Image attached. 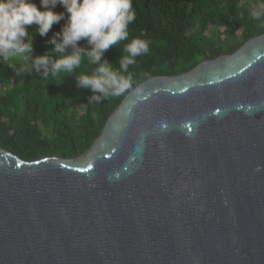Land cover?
<instances>
[{
  "label": "water",
  "instance_id": "1",
  "mask_svg": "<svg viewBox=\"0 0 264 264\" xmlns=\"http://www.w3.org/2000/svg\"><path fill=\"white\" fill-rule=\"evenodd\" d=\"M0 264H264V33L141 82L77 157L0 146Z\"/></svg>",
  "mask_w": 264,
  "mask_h": 264
},
{
  "label": "trees",
  "instance_id": "2",
  "mask_svg": "<svg viewBox=\"0 0 264 264\" xmlns=\"http://www.w3.org/2000/svg\"><path fill=\"white\" fill-rule=\"evenodd\" d=\"M132 2L136 18L129 25L128 40L110 47L104 58L119 70L118 60L127 43L133 38L150 42L149 52L129 66L133 88L152 76L184 72L203 60L232 53L251 37L264 33V0ZM55 11L63 8L58 6ZM253 11L261 16H253ZM64 23L54 24L46 36L35 35L33 55L54 49L49 41L55 38L60 42L57 33ZM28 30L31 36L35 26ZM79 43L86 46L83 40ZM59 55L55 53L53 58ZM24 63L22 58H0V146L25 160L81 155L101 134L127 93L96 103L90 98V89L76 86L74 75L45 79L33 72L18 76L8 66ZM93 67L82 62L78 71L90 74Z\"/></svg>",
  "mask_w": 264,
  "mask_h": 264
},
{
  "label": "clouds",
  "instance_id": "3",
  "mask_svg": "<svg viewBox=\"0 0 264 264\" xmlns=\"http://www.w3.org/2000/svg\"><path fill=\"white\" fill-rule=\"evenodd\" d=\"M60 6L63 11L55 9ZM259 18L260 12L253 11ZM136 12L132 0H0V58L15 57L27 63L8 66L18 76L37 73L41 78L63 74L75 76L78 88L92 92L91 100L100 103L109 97H121L133 90V76L129 66L138 56L149 52L150 42L133 38L127 43L118 60L119 70L105 59V52L127 41L129 25L135 21ZM65 23L55 38L49 41L54 49L41 55H33V39L36 34L46 36L54 24ZM35 26L30 36L29 26ZM86 46H81L80 41ZM59 53L58 58H53ZM82 62L94 66L90 74L78 70ZM52 82V81H49ZM63 82V79L59 83ZM135 91H139L136 88Z\"/></svg>",
  "mask_w": 264,
  "mask_h": 264
},
{
  "label": "rangeland",
  "instance_id": "4",
  "mask_svg": "<svg viewBox=\"0 0 264 264\" xmlns=\"http://www.w3.org/2000/svg\"><path fill=\"white\" fill-rule=\"evenodd\" d=\"M239 33V32H238Z\"/></svg>",
  "mask_w": 264,
  "mask_h": 264
}]
</instances>
